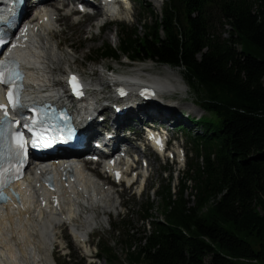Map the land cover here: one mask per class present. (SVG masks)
<instances>
[{
	"label": "trees",
	"instance_id": "trees-1",
	"mask_svg": "<svg viewBox=\"0 0 264 264\" xmlns=\"http://www.w3.org/2000/svg\"><path fill=\"white\" fill-rule=\"evenodd\" d=\"M213 1L163 0L150 23L121 26L117 47L104 44L87 59L181 69L209 115L189 136L194 160L186 162L178 197L170 185L157 193L163 218H152L151 205L143 208L148 230L138 246L126 231L128 264H264V0L216 1L228 39L212 32ZM191 183L192 201L184 198ZM98 252L115 260L108 249Z\"/></svg>",
	"mask_w": 264,
	"mask_h": 264
},
{
	"label": "bare ground",
	"instance_id": "bare-ground-1",
	"mask_svg": "<svg viewBox=\"0 0 264 264\" xmlns=\"http://www.w3.org/2000/svg\"><path fill=\"white\" fill-rule=\"evenodd\" d=\"M47 2L48 6L53 7L50 5L51 0ZM90 4L100 6L97 0H90ZM112 9L113 7L101 6L100 19L103 16L106 18L114 16L111 14ZM62 19L56 9L43 11L29 22L28 31L18 41L16 57L30 71V86L34 89L46 87L51 89L49 92H33L37 100L48 94L52 97L58 96L63 76L71 69L60 51L61 44L56 42L57 25ZM68 56L72 55L69 53ZM62 64L63 72L60 71ZM164 69L171 72L167 66H164ZM73 72L80 77L87 89L94 90L91 94H86L74 108L79 122H86L84 116L90 121L91 137L104 139L108 136L110 144L117 143L124 148L138 150L137 133L131 131L133 124L140 129L154 122L171 126L172 117L176 118V122L180 121L179 104L174 99H171V102L167 99L168 104H173L172 107L164 109L156 108L153 103L138 100L136 92L143 87L142 85H150L161 99L173 97L175 94L181 95L179 91L182 86L178 89L167 80L148 74L145 68L132 73L128 71L119 73L106 67L101 70L106 79L94 85L79 71ZM115 85L128 89L129 93L123 100H117L113 96L111 87ZM93 86L100 88L96 89ZM108 93L113 97H106ZM180 114L183 119L189 118L188 115ZM121 151L118 150L116 153ZM174 151L181 163L182 156L176 152L177 150ZM148 161L150 164L151 159ZM127 163L128 159L120 166L100 167V171L87 167H56L51 170L55 179L53 192H48L35 178L31 179L27 183L25 199L15 206H0V264H53L56 261L53 248L64 250V238L60 236L65 230L70 234L73 243L84 250L85 257L89 261L93 260L94 254L88 253L90 243L88 230L94 227L96 215L105 216L111 214L112 210H117L114 198L121 193L116 187H119L118 184L121 182L126 184L136 177L135 174L132 176L126 174ZM120 172L121 176L116 179V173ZM101 173L106 177L101 176ZM39 174L42 175V172ZM151 174L152 169L150 176ZM112 178H115L116 184ZM139 190L140 187L137 186L135 193Z\"/></svg>",
	"mask_w": 264,
	"mask_h": 264
},
{
	"label": "rangeland",
	"instance_id": "rangeland-1",
	"mask_svg": "<svg viewBox=\"0 0 264 264\" xmlns=\"http://www.w3.org/2000/svg\"><path fill=\"white\" fill-rule=\"evenodd\" d=\"M217 0L209 3L207 12L209 19L214 21L212 26V32L220 36L221 39L229 38L230 27L224 22L218 24V9ZM163 0H134L131 3L130 9L117 21L107 25L104 30L98 32L95 28L97 21L95 18H89L84 20L79 17H67L63 18L61 23L57 25L58 37L56 42L61 44L60 51L69 66L73 70L79 71L88 82L92 85L100 84L102 80L106 79L101 74V70L106 67L116 72H134L135 70L145 68V71L150 75H155L167 80L174 87H181V95H173L169 97L170 100L179 104L180 121L176 122V118L172 117L171 122L173 126V135L177 133V137L180 139L177 141L178 148L182 147V151L185 155V163L192 162L194 160V154L190 143V137H193V133L196 132L194 125L196 121L201 117H209L207 113L201 110L199 103L203 98V94L197 90L194 86L187 84L183 78V72L181 69L170 68L171 72H167L164 66L147 62L145 64H129L127 60H120L119 62L112 60H105L99 63L88 62L90 53L97 51L104 44H109L111 47H117V33L118 28L125 26L129 29L138 26L140 21L144 18L150 23L151 13L154 15H160L163 7ZM60 16H63L60 14ZM223 23V24H222ZM222 25V26H221ZM140 35L143 30L139 29ZM90 34L92 40H89ZM241 49L240 46L237 47ZM72 55L69 57L68 55ZM257 57L261 58L262 54L257 52ZM102 67V68H101ZM60 71H64V65L60 67ZM147 77H149L147 75ZM93 88H100L94 87ZM179 89V88H178ZM183 116L188 115L189 119H183ZM183 124L185 131H181L179 134L178 127ZM171 128V127H170ZM200 131V128H199ZM175 132V133H174ZM192 132V134H191ZM181 148L179 149V151ZM150 166L152 168V174L146 181V186L141 195L135 193V190L126 189L124 186L116 187V190L121 193L115 196L117 210H112L111 214L103 216L102 214L95 216V222L98 225V229L90 235L89 251L94 254V259L89 261L85 257V252L81 248L77 247L70 236L65 230L60 237H63V249L53 248L56 261L53 264H128L129 256L127 255V247L125 240V233L128 230L130 235H133L134 246H138L139 240L142 238L143 233L147 232L148 228H144L142 221V211L147 205L152 206L150 214L153 219L163 218V203L158 197L157 193L161 191L162 187L170 185L172 197H178V186L181 178H186L187 166H180L181 171L178 172V165L166 164L163 167V162L158 160L157 157L150 155ZM200 161V160H199ZM189 189L184 193V198L192 201L191 191L193 184H189ZM147 223V222H146ZM144 222V224H146ZM92 228V227H91ZM90 228V229H91ZM89 229V230H90ZM88 230V231H89ZM97 249H108V255L110 253L115 256V260L111 257L112 261H106V257L101 254L99 257L96 252ZM103 253V252H102ZM108 257V256H107ZM108 260V259H107Z\"/></svg>",
	"mask_w": 264,
	"mask_h": 264
},
{
	"label": "snow or ice",
	"instance_id": "snow-or-ice-1",
	"mask_svg": "<svg viewBox=\"0 0 264 264\" xmlns=\"http://www.w3.org/2000/svg\"><path fill=\"white\" fill-rule=\"evenodd\" d=\"M6 42V37L0 34V46ZM13 47H16V45H13ZM22 80L23 73L19 71L18 64L14 61H0V84L8 86V104L12 106L13 110L23 107L19 100L22 91ZM18 81L21 83H17ZM69 82L73 86V91L79 95V85L75 77H72ZM0 112L3 113V117H0V188H3L11 183L13 179L19 178L20 168L16 167L13 161L23 162V157L26 156L27 141H25L23 133L14 130L19 121L13 123L9 120L8 110L5 105L0 104ZM44 115V113H41L39 119L33 118L30 124H25V127L30 132H33V136L35 137L31 141L32 147H37L38 141L44 146H50L49 140H46L42 134L34 131L37 124H40L42 129H44ZM22 119L27 120L28 118L22 117ZM0 199H6V197L0 195Z\"/></svg>",
	"mask_w": 264,
	"mask_h": 264
}]
</instances>
